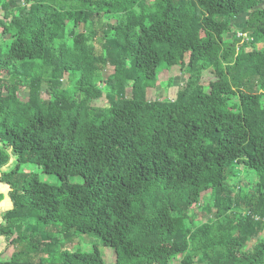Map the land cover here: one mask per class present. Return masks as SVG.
I'll return each mask as SVG.
<instances>
[{
    "label": "trees",
    "instance_id": "16d2710c",
    "mask_svg": "<svg viewBox=\"0 0 264 264\" xmlns=\"http://www.w3.org/2000/svg\"><path fill=\"white\" fill-rule=\"evenodd\" d=\"M0 185V264H264V0H0Z\"/></svg>",
    "mask_w": 264,
    "mask_h": 264
},
{
    "label": "rangeland",
    "instance_id": "374dc122",
    "mask_svg": "<svg viewBox=\"0 0 264 264\" xmlns=\"http://www.w3.org/2000/svg\"><path fill=\"white\" fill-rule=\"evenodd\" d=\"M242 21V19H240ZM229 36V35H228ZM95 49L96 52H100V45L98 41H94ZM259 47V46H258ZM110 72V68L107 69H102L101 73L102 75H107ZM5 75V74H4ZM184 77H182L181 72L177 68H173L170 71H160L158 74V81L157 85L155 88L151 89L148 94V98L150 100H155V99H163V98H168L170 100H173L175 97V92L177 88L181 85L183 82ZM212 80L211 75L205 71L202 75V81L206 84H208L209 81ZM65 81V80H64ZM169 81L171 82V85H169ZM26 92L23 93L22 96L25 97ZM41 97L43 99H47L49 97V94L46 92L45 86H42V91H41ZM94 105H100V101L95 102ZM13 158L9 161V164L12 163L10 166H7L6 169L11 167L13 165ZM26 168L24 169L25 171H32L34 172L38 179L42 182H46L49 184H58V178L55 175L52 174H45L41 172V169L33 166H25ZM249 173L251 174V171L247 170L246 168L241 169V173ZM76 182V178H73ZM8 187L6 185H0V194L3 195V199L0 201V214L4 212L7 208H11L10 201L7 199V192H8ZM264 234V232L262 233ZM74 238H70L68 241L65 242V245H67L66 249L69 252H73L76 250H80L82 252H87L91 251L93 247L95 246L98 248V250L102 253L104 260L108 264H113L114 262V253L110 248L104 247L101 244L100 239L97 236H94L92 234H85V235H77L74 234ZM4 242V239L0 237V262L6 260L13 252L14 246H7ZM70 245V246H68ZM16 249H20V246H18Z\"/></svg>",
    "mask_w": 264,
    "mask_h": 264
},
{
    "label": "built area",
    "instance_id": "2783aa9c",
    "mask_svg": "<svg viewBox=\"0 0 264 264\" xmlns=\"http://www.w3.org/2000/svg\"><path fill=\"white\" fill-rule=\"evenodd\" d=\"M237 36L245 37V34L237 33ZM1 237V236H0Z\"/></svg>",
    "mask_w": 264,
    "mask_h": 264
},
{
    "label": "water",
    "instance_id": "95a60500",
    "mask_svg": "<svg viewBox=\"0 0 264 264\" xmlns=\"http://www.w3.org/2000/svg\"><path fill=\"white\" fill-rule=\"evenodd\" d=\"M8 165H9V164H8ZM3 170H5V171H6V167H4V168L2 169V171H3ZM8 190H9V189H8ZM7 199H8V197H7ZM8 200H9V199H8Z\"/></svg>",
    "mask_w": 264,
    "mask_h": 264
}]
</instances>
